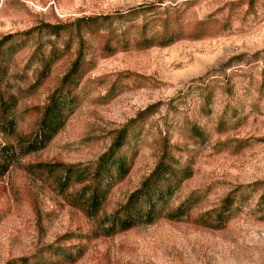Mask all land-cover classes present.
<instances>
[{"label": "rangeland", "instance_id": "1", "mask_svg": "<svg viewBox=\"0 0 264 264\" xmlns=\"http://www.w3.org/2000/svg\"><path fill=\"white\" fill-rule=\"evenodd\" d=\"M170 1L182 0H0V40L12 36L5 44L12 52L0 56V66L9 91L18 96L12 115L18 134L34 127L79 55L88 68L73 111L57 134L0 178V264L48 245L75 254L78 244L85 247L74 262L62 253L51 255L48 263L264 264V210L257 207L264 187V0L253 11L231 4L239 0H192L178 7L175 16L184 33L209 18V36L136 48L143 30L151 35L161 28L158 12ZM150 5L162 6L146 11ZM132 9L135 15L120 16ZM106 15L114 18L99 32L78 30L81 18ZM50 26L60 27L58 34H48ZM110 27L123 32L129 45L106 56L101 45ZM47 58L52 61L48 75L33 87ZM153 103L155 112L128 128L121 153L131 166L110 187L100 218L119 209L139 187L154 168L165 136L170 143L188 145L189 153L178 155L182 161L189 158L193 170L171 205L194 191L202 201L189 219H162L102 236L97 221L58 192L44 165L94 163L119 129ZM191 124L206 132L205 142L192 143L187 134ZM6 139L0 131V142ZM230 193L236 194L241 210L224 228L194 222ZM71 232L90 237L65 240Z\"/></svg>", "mask_w": 264, "mask_h": 264}, {"label": "trees", "instance_id": "2", "mask_svg": "<svg viewBox=\"0 0 264 264\" xmlns=\"http://www.w3.org/2000/svg\"><path fill=\"white\" fill-rule=\"evenodd\" d=\"M260 1L239 0L231 4L246 5L247 11H253ZM190 3H192V0H182L180 3L170 1L164 4V8L158 12L161 28L151 35H147L143 30L134 43L135 47L138 49H146L152 46L165 47L181 39H202L209 36L211 34L209 27L211 21L209 18L196 21L193 23L191 30L184 33L183 23L177 19L175 14L178 7ZM157 6H146L145 10L149 11L150 8L155 9ZM132 14H136L135 9L121 13L120 16L126 17ZM113 18L112 15L81 18L77 27L78 30L81 28L87 29L90 33L99 32L105 24H111L110 19ZM59 28L50 26L47 33L51 35L58 34ZM11 37V35H7L0 40L1 57L4 56L5 52H12L10 44L5 46ZM128 45L129 39L124 36V33L117 32V30L110 27L104 33L101 50L104 55L108 56L115 53L119 48L125 50ZM51 62L49 58L45 59L44 66L38 74L36 83L32 85L33 87L39 86L42 80L46 78ZM86 64L81 55L75 59L69 71L61 79L59 88L52 94L48 103L42 107V111L34 121V127L23 134H18L15 131V118L12 116L18 102V96L9 91L10 85L3 79L5 69L0 66V131L7 138L4 142H0V178L7 173L8 169L20 157L45 147L65 124L69 114L73 111L74 101L78 95L77 87L88 70ZM204 101V107L207 108V93L204 94ZM156 105L153 103L140 110L134 118L119 129L109 148L94 163L85 165L63 163L44 165L49 175L54 176L58 192L62 195L68 194L76 206L83 208L81 210L87 218L96 220L99 230L96 231L102 236H113L136 227L156 223L162 219L174 222L189 219L193 216V210L202 201V195L194 191L177 206L171 205L174 194L185 180L192 177L193 170L189 158L182 161L180 155H178L188 154V145L186 143H170L165 136L160 141L159 156L154 168L143 179L139 187L129 194L125 203L119 209L100 218L110 187L114 182L122 180L131 166V162L121 153V149L127 143L128 128L133 123L144 120L153 114ZM209 111L210 109H204L205 113ZM187 134L193 144H201L207 140L206 132L195 124L190 125ZM75 185H80V187L69 192V189ZM236 200L235 193L227 194L218 207L200 213L194 219V222L199 226L210 229L224 228L241 210V206L237 204ZM257 207L260 211L264 210V187ZM262 219H264V216ZM96 234L98 235V233ZM88 237L90 236L87 234L71 232L63 238L65 240H81ZM61 247L60 245H48L42 251L11 259L5 264H49L51 255L64 253L63 250L66 248ZM84 247L78 244V253L73 254L67 251L68 253H64V255L73 257L70 262H74L83 253ZM43 254L48 258L45 257L46 259H44Z\"/></svg>", "mask_w": 264, "mask_h": 264}]
</instances>
